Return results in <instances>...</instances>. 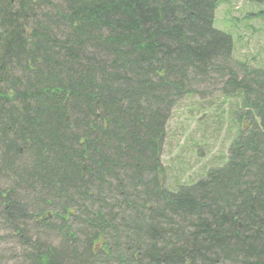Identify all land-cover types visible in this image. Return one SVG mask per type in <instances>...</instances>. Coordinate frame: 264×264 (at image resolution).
Listing matches in <instances>:
<instances>
[{
	"label": "trees",
	"instance_id": "obj_1",
	"mask_svg": "<svg viewBox=\"0 0 264 264\" xmlns=\"http://www.w3.org/2000/svg\"><path fill=\"white\" fill-rule=\"evenodd\" d=\"M220 1L0 0V228L14 264H264V70L233 61L213 27ZM210 80L251 128L175 190L167 121Z\"/></svg>",
	"mask_w": 264,
	"mask_h": 264
},
{
	"label": "rangeland",
	"instance_id": "obj_2",
	"mask_svg": "<svg viewBox=\"0 0 264 264\" xmlns=\"http://www.w3.org/2000/svg\"><path fill=\"white\" fill-rule=\"evenodd\" d=\"M213 27L231 37L233 61L264 70V2L221 0ZM207 83L195 85V95L181 100L167 121L161 164L167 186L175 190L222 166L231 140L251 128L250 120L240 117L245 112L234 106L236 100L223 96L215 81ZM7 234L0 228V264H14L17 252Z\"/></svg>",
	"mask_w": 264,
	"mask_h": 264
}]
</instances>
